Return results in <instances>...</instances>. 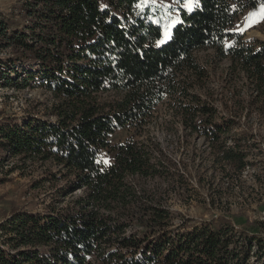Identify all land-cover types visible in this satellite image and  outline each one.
Here are the masks:
<instances>
[{"label": "trees", "instance_id": "trees-1", "mask_svg": "<svg viewBox=\"0 0 264 264\" xmlns=\"http://www.w3.org/2000/svg\"><path fill=\"white\" fill-rule=\"evenodd\" d=\"M261 3L196 0L190 12L178 4L180 22L169 28L160 23L172 7L165 0H20L16 11H0V47L11 50L3 65L9 71L0 69L3 84L38 80L57 99L54 121H0V162L5 152L22 163L50 162L58 169L47 180L60 200L80 190L64 207L19 210L1 222L0 264H94L92 257L101 264H241L252 245L264 258V238L227 220L169 228V209L136 184L164 176L156 144L111 142L117 129L147 131L169 97L170 115L205 138L214 163L245 170L259 141L247 134L227 141L234 128L253 126L240 123L242 111L248 118L257 113L256 125L264 126V41L244 40L236 23ZM201 49L240 75L231 97L198 94L208 77L195 55ZM19 64L21 81L12 77Z\"/></svg>", "mask_w": 264, "mask_h": 264}, {"label": "rangeland", "instance_id": "rangeland-1", "mask_svg": "<svg viewBox=\"0 0 264 264\" xmlns=\"http://www.w3.org/2000/svg\"><path fill=\"white\" fill-rule=\"evenodd\" d=\"M19 1L0 0V11H16ZM184 3L185 0H165V4H172V7L168 15L161 17L160 23L164 28H169L178 19L175 8L178 4L183 6ZM261 4L255 9L243 11L238 16L236 25L242 29L239 32L244 35L243 39L246 41H264V13L261 12ZM250 13L256 15L249 17ZM195 55L208 71V77L203 80L205 90L197 91L202 98H205L208 92L213 93V98H229L233 95L232 85L239 89L242 84L241 77L237 72H230L227 59L217 57L212 49L195 50ZM10 58L11 50L8 47H0V69L3 73L9 71L3 65L8 64ZM24 68V64H19L12 77L15 78L19 74L18 81H21ZM4 76L0 73V121L14 118L15 122L22 124L30 119H56L52 114V106L57 99L39 84L38 80H31L17 87L14 84H3ZM108 94L102 97L110 98L111 94ZM239 95L247 97L244 90ZM169 100V97H165L158 105L157 117L151 121L147 131L123 128L117 129L111 137L112 143L135 137L137 140L149 138L156 144L157 153L164 161L165 174L161 178L144 179L140 183L136 181V184L149 192L153 201L160 200L162 205L169 209L171 229H178L180 225L191 227L200 222L209 223L221 219L230 221L235 230L245 228L264 238V228H257L256 225L258 222L264 223V126L256 125L257 113L253 112L248 118L245 117L246 111L240 112V123L249 120L253 126L234 128L230 132L233 138H228L227 141V144H230L246 134L250 137L249 142L259 141V145L251 148V164L237 174L228 172L220 164L214 163L211 148L205 138L183 128L178 118L170 115L167 107L173 100ZM162 122L163 125H157ZM4 155L0 162V223L10 218L15 211L44 212L50 207H64L79 195V189L68 194L64 200L55 195L56 187L47 178L49 174L57 173L58 168L50 162L43 163L36 159L22 163L19 155H11L8 152ZM61 183L60 180L56 181L58 186ZM253 250L252 245L249 258L241 264H264V258L259 259L252 253ZM91 261L101 264L95 257H92Z\"/></svg>", "mask_w": 264, "mask_h": 264}, {"label": "snow or ice", "instance_id": "snow-or-ice-1", "mask_svg": "<svg viewBox=\"0 0 264 264\" xmlns=\"http://www.w3.org/2000/svg\"><path fill=\"white\" fill-rule=\"evenodd\" d=\"M144 3H151V4H155L156 3V0H143ZM175 2V0H174ZM196 2V0H185V3L183 4V7H185L189 12L192 11V5ZM139 6V5H138ZM106 7V5H105ZM261 12L264 13V4H261ZM256 13H250L249 14V17L251 16H255ZM248 18H246L247 20ZM262 19H264V16H262ZM180 21L177 19L173 22V24L175 23H179ZM258 22V21H256ZM249 27H251V24L248 25ZM237 31H242V29L240 28V26H237ZM164 37L165 39H170L171 38V35L170 33L165 30L164 32ZM165 39H160L158 40V44H163L165 42Z\"/></svg>", "mask_w": 264, "mask_h": 264}]
</instances>
